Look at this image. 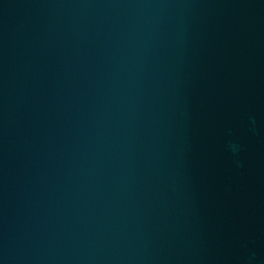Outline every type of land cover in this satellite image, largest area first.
<instances>
[{
	"label": "water",
	"instance_id": "1",
	"mask_svg": "<svg viewBox=\"0 0 264 264\" xmlns=\"http://www.w3.org/2000/svg\"><path fill=\"white\" fill-rule=\"evenodd\" d=\"M0 264H264V0H0Z\"/></svg>",
	"mask_w": 264,
	"mask_h": 264
}]
</instances>
